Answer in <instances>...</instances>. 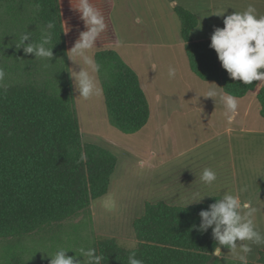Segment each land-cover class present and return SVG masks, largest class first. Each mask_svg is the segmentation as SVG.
Returning a JSON list of instances; mask_svg holds the SVG:
<instances>
[{"label":"trees","instance_id":"trees-1","mask_svg":"<svg viewBox=\"0 0 264 264\" xmlns=\"http://www.w3.org/2000/svg\"><path fill=\"white\" fill-rule=\"evenodd\" d=\"M32 1L40 6L36 14L44 24L55 22L53 36L61 35L65 50L71 47L84 30L79 14L71 7L75 0ZM92 3L103 13L107 24L96 44L109 45L114 41L108 23L109 8L100 6L97 0ZM179 13L193 73L201 79L217 81L225 93L234 97H244L260 85L255 98L264 119V81L244 85L232 80L209 46L210 39L190 38L195 23L191 14L186 10ZM106 54L114 59L108 67L111 76L103 78L102 83L109 121L123 133H135L148 119L145 95L137 76L117 53L108 50ZM101 56L102 52L96 54L98 62ZM72 104L69 96L41 87L0 88V236L28 234L84 214L89 218L91 201L108 192L116 157L101 146L82 144ZM214 201L215 197H211L185 208L162 201L147 203L142 216L132 224L137 258L144 264H218L220 259L210 255L216 244L211 228L201 233L192 227L200 223L198 212ZM82 223L78 221L77 226ZM95 249L104 254L102 264H127L129 248L119 246L112 238H98ZM8 264L49 263H27L17 256ZM248 264H264V252L259 253L256 262Z\"/></svg>","mask_w":264,"mask_h":264},{"label":"rangeland","instance_id":"rangeland-1","mask_svg":"<svg viewBox=\"0 0 264 264\" xmlns=\"http://www.w3.org/2000/svg\"><path fill=\"white\" fill-rule=\"evenodd\" d=\"M97 1L100 6L107 8L105 0ZM118 1L120 2V0ZM132 1L137 3V7L142 6L143 8L139 14L140 22L135 21L129 14L122 17L118 2L113 13L114 24H112L118 39H127V28L135 30L134 33L129 34L135 40L144 41L152 37L159 42H170L174 39L175 32L173 30H176V25L169 14L170 12L160 9L158 26H156V21L150 18L146 8L141 5L143 0ZM147 23V27H144ZM44 25V22L36 14V5L32 0H0V68L5 71V78L0 80V88L12 85H31L47 89L51 93L69 96L78 117L82 144H94L109 150L116 157V167L110 177L108 192L91 201L89 218L84 214L73 218V220L43 226L28 234L13 237L0 236V264H8L17 256L27 263L36 261L49 263V256L54 255L57 248L72 247L77 250L80 247L96 248L98 238H112L124 248H129L131 245L136 246L137 241L132 224L135 219L142 216L147 203L162 201L170 206H184L192 198L201 195L198 194L197 187H182V183H186L179 178L180 174H182L180 177L183 178V159H177V157L174 159L181 171L177 178V175L171 177V173L164 166L169 156L166 155L167 149L181 150L192 146L196 147L198 144L213 147L226 146L231 143L230 145L240 148H238L241 152L240 155L243 152L242 148L249 147L250 150L255 151V155L249 157L248 169L243 167L242 161H240L239 175L240 183L248 184V191L242 195H246L253 206L258 209L254 214V221L260 231L264 232V186L257 185L259 180L264 179V119L260 115V108L255 98L260 85L243 98L237 99L239 114L232 122L210 123L205 119L206 115L204 116L203 112L193 111L192 104L201 102L203 106L208 99L206 100L202 95H206L209 89H215L218 94H224L220 84L217 81L202 79L207 82L205 89L203 84L194 79L198 76L194 74L196 77L193 78L189 72L185 78L179 75L170 78L167 66L163 63L164 58L167 61L171 60L167 59L170 57V52H164L167 47L160 44L158 51H153L155 60L157 59L162 68L161 71L160 66L153 67V69L156 67L155 81L158 75L160 82L159 86L153 85V87L155 89L156 86L159 89L147 91L153 108L151 120L145 130L146 132L149 130L151 139L142 144L140 134L128 138L125 136L127 133L119 135L118 131L112 127L113 125H110L100 91L87 100L78 97L77 92L74 94L75 89L67 70H70L68 67L79 70V66L73 65L66 56L67 50H65L60 34L57 38L55 36L52 38L53 58L51 63L35 58L34 54L25 55L23 48L15 47V44L19 42L20 33L24 31L31 32L34 41L39 40ZM27 42L25 41V43ZM106 46L97 44L92 50L96 54L103 53L99 60L103 68L97 75L101 86L103 80L108 78L109 74L111 76L109 68L111 63H114V59L107 57L109 54L104 55L108 50H113L110 46ZM60 51L62 53H59ZM108 62L110 64L107 66ZM189 79H191L192 88L187 83ZM199 79L201 80V78ZM152 82L154 83L153 79ZM216 97L215 99H217ZM210 104L203 106V109L209 110ZM246 107L249 109V115L244 120L242 114ZM221 129L224 131V136L227 137H220L218 140L217 136L214 141L200 143L205 137L211 136ZM229 140L231 141L229 142ZM141 146L147 150H164L165 154L161 155L162 158L160 157L156 169L150 171V169L146 170L140 167V164L135 167L136 165H130L127 161L125 165L121 163L124 158ZM141 176L145 177L143 181L138 179ZM188 192H193V195H187ZM253 194L256 195L254 199ZM103 202H107L105 206L102 204ZM112 203L115 204V208L110 211L106 206ZM80 220L83 223L78 227L77 222ZM252 247L253 252L249 255L248 260L259 258V249L264 252V246L253 245ZM221 251L223 255L219 257L218 264H239L234 260L228 248L221 249ZM66 254L74 255V251L68 250ZM77 259H83V257H77Z\"/></svg>","mask_w":264,"mask_h":264},{"label":"clouds","instance_id":"clouds-1","mask_svg":"<svg viewBox=\"0 0 264 264\" xmlns=\"http://www.w3.org/2000/svg\"><path fill=\"white\" fill-rule=\"evenodd\" d=\"M172 6L174 7L175 4L173 3ZM39 7L37 4V12ZM71 7L79 14L84 30L79 32L78 38L66 51L68 59L73 65L79 66V70L68 67L70 70L67 72L78 93L77 96L87 100L100 91L97 75L101 70V64L95 59L92 50L97 46L96 42L106 30L107 24L103 13L94 6L92 0H75V5L71 3ZM224 12L225 10L214 14L221 16ZM223 25L222 28L214 27L209 45L215 50L222 68L232 80L240 81L244 85H250L253 81H264V71H261L264 69V15L258 13L257 9L249 4L242 12L234 11L224 16ZM55 28L54 21L46 22L41 29L39 40L36 41L32 39L31 32H21L15 47L23 48L25 55L34 54L35 58L51 63ZM67 31L65 27L63 32L66 34ZM25 41L28 42L25 43ZM121 43L118 41L117 45ZM168 75L170 78L176 75L175 67L169 66ZM4 78L5 71L0 68V80ZM218 95L227 110V118L235 119L238 114L236 97L228 93L220 95L215 89H209L207 94L202 96L214 98ZM152 155L155 156L156 153L153 152ZM200 180L205 185H213L217 180V174L211 168H204ZM247 191L248 185L243 184L235 195L221 190L220 198L204 194L185 203L183 208L193 203H202L204 196L215 197L213 203L198 212L200 223L192 226L201 233L211 228L212 238L216 241L210 253L212 257H221L223 253L220 246H225L239 264H248L249 255L253 252L252 246H264V232L260 231L254 221V214L258 209L251 201L241 199V194ZM106 207L111 211L115 208V204L112 203ZM68 250H73L74 255H67ZM49 257V264H102L104 261V254H98L94 247H80L78 250L72 247H59L54 255ZM77 257H83V259H77ZM127 264H144L143 260L137 258L135 245L129 246Z\"/></svg>","mask_w":264,"mask_h":264},{"label":"crops","instance_id":"crops-1","mask_svg":"<svg viewBox=\"0 0 264 264\" xmlns=\"http://www.w3.org/2000/svg\"><path fill=\"white\" fill-rule=\"evenodd\" d=\"M105 2L107 3L108 8H109L108 23H109L111 34L114 38L113 43L107 46H110L114 51H116V53L119 55L121 60L125 64H127V66L135 73L140 83V86L142 88V91L145 95V98H146V102L148 106V119L145 125L142 126L137 132L125 135L126 137L130 138L133 135L138 136L140 134L139 137L142 138V141H143V143L141 142L142 144H145V141L151 139L149 130H147V132L145 130L147 124L151 120L152 108H153V103H151L150 98L147 96V91L150 89L153 90L154 89L153 85L159 86L160 84L158 75L156 78L157 82L155 81V78H154V74H155L154 71L156 70V67L160 66V70L162 71L160 63H158L157 59L155 60L154 58L153 51L154 50L158 51L160 44L165 45L167 49L164 52L166 53L170 52V57H167V59H171L169 61H167L165 58L163 59L164 61L163 63L167 66V69L169 68V65H171L175 67L176 75H179L185 78L188 75L187 72H189L191 73V76L193 75V78L195 76L194 73L192 72L190 61H189V58L185 50V46L187 42L184 40L182 36V32H181L182 17L180 16L179 10H186L187 12H189L195 21L194 27L189 32V36L192 39V41H201L205 39H210V36H211V33L213 32L214 27L222 28L224 26L223 25L224 16L231 14L234 11L242 12L246 10L249 4L253 5L257 9L258 13L264 15V12H263L264 11V0H143V3L141 2V5H143L144 8H146V10L149 13L150 18L156 21V26H158L160 9L167 10L168 12H170L169 14L171 15L172 20L174 24L176 25V30H173L175 32L174 39L170 42L169 41L159 42L157 39L152 38V37L144 41L135 40V38H132L129 35L130 33H134L135 30L127 28L126 29L127 39L121 40V39H118L116 35V31L114 27L112 26V24H114V20H113L114 14L113 13L119 1L118 0H105ZM173 3L175 4L174 7L172 6ZM119 7H120L119 11L122 17L125 16V14H129L133 17L135 21L139 20L140 22L139 14H140V11L143 10L142 6L137 7V3L135 4V2L132 0H120ZM223 10H225V12L221 16L214 14L216 12H220ZM147 25L148 23L144 25V27H147ZM118 41L122 42L119 46L117 45ZM69 48L70 47H67V50ZM95 54L96 53H94V55ZM154 66H156L155 69H153ZM152 79L154 83L152 82ZM194 79H197L196 81L203 84L205 89L207 88L205 85L207 82H204V80L202 81V79L200 80L198 77ZM97 80H98V85L100 87L102 99L104 101V96H103V91H102V86L100 83L99 76H97ZM190 81L191 79H189L187 83L192 88L191 86L192 82ZM156 86L154 89L155 91L159 89V87H156ZM75 93L76 91L74 92V94ZM216 98L217 99H215V97L214 98L205 97L206 100L208 99L206 101L208 103L204 102L203 106H205L206 104L214 103L213 105L210 104L211 107L207 111L203 109L204 107L201 105V102H199L198 103L199 105H198V104H195V102L193 101L194 102L192 104V107L194 108L193 111L199 112V113L203 112L204 116L206 115L205 119L210 123L211 122L213 123L214 122H227V123L232 122L234 119L229 120L227 118V115H226L227 110L224 108L223 104L221 103L219 96ZM236 98L240 99L243 97H236ZM153 101H154V98H153ZM189 112H191V110H189ZM106 113H107V110H106ZM220 114L221 116H218ZM248 115H249V109H247L246 107L244 113L242 114V117L244 118V120L245 118H247ZM107 119L109 121L108 113H107ZM112 127L116 129L115 131H118L119 135L125 134L119 131L114 126ZM223 133H224L223 129L219 130L218 132L216 131V133H213V135L205 137L200 143L203 142L204 144L210 141H214L216 140L217 136H218V140L220 139V137L222 138L227 137V136H224ZM228 138H229V135H228ZM230 141L231 140H229V142ZM230 144L226 146H213V147H206V146H201L200 144H198L196 147L192 146V147H188V148L181 149V150L174 149L175 152L174 150L167 149L166 155H169V156L167 157L166 164L164 166L167 168V171L171 173L170 174L171 177H174L175 175H177L176 176L177 178L179 175V172L181 171L178 169V165L175 163L174 159L176 157L177 159H183V164H184L183 178L180 177L182 174H180L179 178L183 179V181H185L186 183H182L183 185V186L181 185L182 187L184 188L197 187L198 194H201V195L208 194V195H214V196L220 197V195L222 194L221 190L232 192L235 195V194H238L237 190L239 188V185H242L244 183V182L240 183V175H239V168H240V163H241L240 161H242L243 167H247L248 169L249 162H250L249 157L254 156L255 151L253 149L250 150L249 147L247 149L242 148L243 152H242V155H240L239 154L241 153L239 150L240 148L238 147L239 148L238 149L236 146L230 145ZM153 152L156 153L155 156L152 155ZM130 154L126 158L123 159V162H121L122 164L125 165L126 161L130 165H133V164L134 166L136 165L135 167H138V165L140 164V167L145 168L146 170L150 169V171H152L157 168L156 165L159 164L160 162L159 159L162 158L161 155L165 154V152L164 150H161V149L147 150L145 147L141 146L136 151ZM118 161L120 163L119 158H118ZM252 162H253V159H252ZM204 168H211L216 172L217 180L214 182L213 185H205L200 180V176ZM138 179H141L143 181L145 177L141 176ZM257 185L264 186V179L259 180L257 182ZM187 195H193V192H188ZM252 196H253V199L254 197H256L255 194H253ZM210 198H211L210 196H204L203 201L205 202ZM241 199L249 201V198H247L246 195L244 196L242 194H241ZM107 202H103L102 204H104L105 206ZM258 251L261 252L262 250L259 249ZM257 259L258 257H256L254 260H248V261L255 262Z\"/></svg>","mask_w":264,"mask_h":264}]
</instances>
